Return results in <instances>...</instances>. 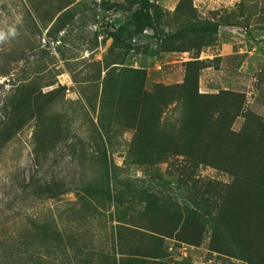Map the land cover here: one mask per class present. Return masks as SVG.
I'll return each instance as SVG.
<instances>
[{
  "label": "trees",
  "instance_id": "trees-1",
  "mask_svg": "<svg viewBox=\"0 0 264 264\" xmlns=\"http://www.w3.org/2000/svg\"><path fill=\"white\" fill-rule=\"evenodd\" d=\"M19 1L24 14L21 32L25 52L44 53L52 43L58 44L60 52L73 27L87 19L97 24V12L129 16L130 28L112 27L114 32L108 35L113 41L109 54L117 49L122 52L105 63L99 100L107 118L105 123L100 120L103 131L132 134V138L116 142L107 137L109 149L103 145L97 158L104 172L102 181L82 189L83 200L114 204L126 209V215L131 210L135 216L130 224L125 223L120 211L119 226L132 232H117L115 248L120 261L114 264H175L165 249L166 240L205 246L211 254L243 264H264V117L249 109L244 94L228 90L200 93L202 72L218 59L200 61L199 55L213 46L220 30L229 25L198 22L193 0L179 1L173 16L180 26L170 33L164 30V15L169 12L150 0H102L94 7L86 0ZM148 30L161 38L164 53L193 54L194 58L183 65L181 83L156 84L146 70L126 66L132 50H146L127 42ZM91 44V51L98 48V35ZM18 60H27V55ZM33 68V75L23 72L24 79L13 84L17 88L7 98L4 109L9 117L0 131V151L28 124L42 123L45 111L53 105L51 97L66 90L55 79L42 77L45 69L41 65ZM56 85L57 89L43 93ZM87 102L95 111L93 100ZM172 108L174 114L169 118L166 112ZM238 121L240 128L235 130ZM121 151L134 166L167 165L168 174L187 195L188 206L148 191L134 193L126 185L118 192L111 190L109 170L114 162L110 155ZM203 169L211 170L215 177L201 179ZM34 195L37 200L57 198L53 187L36 189Z\"/></svg>",
  "mask_w": 264,
  "mask_h": 264
},
{
  "label": "rangeland",
  "instance_id": "rangeland-1",
  "mask_svg": "<svg viewBox=\"0 0 264 264\" xmlns=\"http://www.w3.org/2000/svg\"><path fill=\"white\" fill-rule=\"evenodd\" d=\"M100 1L86 0L92 7ZM179 1L150 0L169 12L164 15L165 33L180 26L173 16ZM193 5L198 22L229 25L220 30L216 43L199 55L200 61L218 59L212 68L202 72L200 93L228 90L244 94L249 109L264 117V0H193ZM97 13L96 25L87 19L70 30L60 52L55 43L44 53L25 52L20 1L0 0V131L9 117L4 109L7 98L17 88L13 84L24 79V71L33 75V67L41 65L45 69L42 77L55 79L57 85L66 88L51 97L53 105L45 111L42 123L31 122L1 148L0 264L119 263L115 248L117 232H132L131 228L118 224L120 211L125 215L122 216L125 223L130 224L135 217L131 210L126 215V209L114 204L82 199L83 188L102 181L104 172L97 158L103 145L109 149L107 137L116 142L132 138V134L121 136L103 131L100 120L105 123L107 118L104 119L99 100L105 63H111L122 52L117 49L109 54L113 41L108 35L114 32L112 27L130 28L129 16L113 11ZM95 35L98 48L91 51ZM42 44L45 46L46 41ZM127 44L146 50H132L126 66L146 70L156 84L181 83L183 65L194 58L191 53H164L161 38L150 30ZM24 53L27 60H18ZM155 64L161 69H155ZM57 85L44 89L43 93L57 89ZM88 99L93 100L95 111L88 105ZM173 114V108L166 112L169 118ZM240 122L235 130L240 128ZM113 124L116 128V123ZM110 159L114 162L109 170L111 190L115 188L118 192L120 186L126 185L134 193L148 191L182 207L188 206L187 195L179 188L178 180L168 174L167 165L134 166L125 151L111 153ZM212 177L215 174L211 170L200 171L201 179ZM45 187H53L57 198L37 200L34 191ZM173 242L180 247L178 241L166 240L167 253ZM187 246V262L181 260V264H243L211 254L205 246ZM168 255L173 263L179 264L174 255Z\"/></svg>",
  "mask_w": 264,
  "mask_h": 264
},
{
  "label": "built area",
  "instance_id": "built-area-1",
  "mask_svg": "<svg viewBox=\"0 0 264 264\" xmlns=\"http://www.w3.org/2000/svg\"><path fill=\"white\" fill-rule=\"evenodd\" d=\"M154 68L157 69V70L161 69L158 64H155ZM176 246H177V244L174 243V242L169 244L168 253H170L172 256L174 255V257H175L174 260L176 262H179V264H181L180 263L181 260H185L186 261L187 258H188V252H187L188 246L185 245V244H182V243H180V247L177 248Z\"/></svg>",
  "mask_w": 264,
  "mask_h": 264
},
{
  "label": "crops",
  "instance_id": "crops-1",
  "mask_svg": "<svg viewBox=\"0 0 264 264\" xmlns=\"http://www.w3.org/2000/svg\"><path fill=\"white\" fill-rule=\"evenodd\" d=\"M216 57H221L220 55H217ZM220 91V90H219Z\"/></svg>",
  "mask_w": 264,
  "mask_h": 264
}]
</instances>
